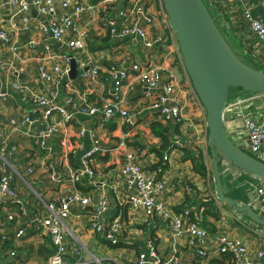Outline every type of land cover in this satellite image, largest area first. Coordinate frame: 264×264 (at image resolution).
Masks as SVG:
<instances>
[{"label": "crops", "instance_id": "0c3cea01", "mask_svg": "<svg viewBox=\"0 0 264 264\" xmlns=\"http://www.w3.org/2000/svg\"><path fill=\"white\" fill-rule=\"evenodd\" d=\"M214 2L216 7L212 8ZM89 3L93 4V0H89ZM206 3L217 17L216 21L221 24L223 37L236 56L250 67L258 69L264 63V50L260 39L250 32L242 14L247 11L251 17L264 20V0H243L242 3L225 2V4H221L219 0H206ZM160 7L164 10L162 0H156V5L151 7L155 19H159L155 32L164 35L170 47L167 45L154 48L156 51L143 52L140 40L133 37L122 39L121 42H117V48L112 49L109 35L102 25L96 21L90 26L87 37L89 46L79 53L77 60L97 63L103 68L99 73V84L90 86L98 102L100 97L104 100L108 99L112 89L109 76L105 72L107 65L110 67L113 63L125 58L142 62L153 52V56L149 59L153 63L160 64V55L164 54V49H169L171 52V59L165 65L174 70L181 81L186 84L189 82L181 68L174 33L165 29L162 23L164 17L161 13L158 14ZM8 12L6 5L1 3L0 29L14 38L16 44L11 46L0 43V63L7 64L8 72V74L0 73V92L6 96V100L0 101V117L12 116L21 119L25 114L35 121L30 126L32 131L51 125L55 126V133L47 142L51 150L49 156L38 147L35 138L26 136L22 130L18 135L19 146L14 145L18 146L17 154L5 161L20 205L9 204L4 207L0 224V264H48L52 252L48 237L30 230L21 238L15 237V234L33 213L44 215L47 202L59 201L75 190L92 196L100 193L105 195L108 208L101 219L110 222L114 218H119L122 228L118 240L123 245L112 247L105 243L90 226L89 210L75 207L71 211L70 218L65 222L64 229L66 258L70 262L77 259V251L80 253V261L83 264L133 262L145 243L150 241L163 258L175 254L181 257L184 264H220V262L230 264L218 251L220 239L225 237L244 242L252 261L261 263L255 260V255L259 249L264 248V229L250 222L242 214V219L246 220V223H241L237 219V214L215 195L214 181L208 169V162L210 161L211 164V160L206 159L209 148L203 108L195 111L192 105L189 106L185 112L187 119L178 126L177 135L182 140L190 142L186 148L192 150L193 154L197 155L199 152L203 154V163L206 165L204 176L193 169V163L186 158L181 149L177 148L166 153L167 168L158 176L165 185L158 199L172 212L176 213L175 209L186 201L187 186L198 190L197 197L200 203L207 204L204 224L208 237L204 247L208 257L203 260H194L191 259L185 247L184 239H174L170 228L163 225L160 220L148 219L141 210H133L128 205L127 197L133 194L134 190L128 188L120 174V168L126 162L127 153H134L137 156L142 169L151 173L155 172L154 168L159 161L157 150L162 143L159 137L152 134L150 126L153 123L161 126L167 124L156 119V111L151 107L155 95L147 94L145 89L137 85L128 93L130 123L126 125H120L117 121H106L102 116L88 117L83 114H75L74 119L65 128L60 126L59 118L55 116L44 121L41 108L32 106L31 92L27 98L23 99L21 93L13 90L8 83L27 85L32 89L33 94L38 95L45 93L46 88L54 90L53 83L45 84L37 79V58L41 55L42 49L29 45L31 39L40 41L36 24L32 20L25 32L16 31L11 27L12 22L8 19ZM218 13H221L220 17L217 16ZM115 20L118 23V19ZM84 23L85 21L81 25ZM13 48L15 55L12 54ZM96 48L100 49V56L96 54ZM56 49L57 47H54V50ZM160 49H163V52ZM116 50L117 52H114ZM10 62L13 64V70L8 67ZM73 84L76 85V82ZM57 86L60 87V94L65 92L61 89L63 86L61 87L60 82ZM188 91L194 92L193 89L191 92L189 87ZM231 97L233 99L238 96L234 94ZM65 102L64 96L56 99L57 104ZM93 137L99 140L103 150L89 155L93 147ZM65 140L66 144L63 146L62 142L65 143ZM122 141L125 144L124 148L118 147ZM85 160L89 161L95 173L93 183L72 185L67 168L77 169ZM223 160L222 157L219 158V178L224 196L238 206H250L256 212L259 204L255 189L261 180L232 166L229 162L222 164ZM28 166L34 169L33 177L26 174ZM10 214L13 215V219L9 221L7 216ZM11 252L14 253L13 256L10 255Z\"/></svg>", "mask_w": 264, "mask_h": 264}, {"label": "built area", "instance_id": "2783aa9c", "mask_svg": "<svg viewBox=\"0 0 264 264\" xmlns=\"http://www.w3.org/2000/svg\"><path fill=\"white\" fill-rule=\"evenodd\" d=\"M221 4L225 2L242 3L243 0H219ZM59 2V3H57ZM6 5L9 10L11 27L19 32H25L29 23L33 20L36 24V32L41 38L40 41L31 39L29 45L40 47L41 55L37 58V77L42 83H53L57 88L58 82L61 87L73 84H83L88 87L99 84L100 72L103 68L97 63H84L77 60L76 55L86 49V43L90 26L98 21L103 29L108 33L112 49L117 48L122 39L133 37L141 42L143 52L166 47L168 39L164 35L155 32L157 30L156 20L151 11L152 5H156V0H0V4ZM216 4H212V8ZM211 8V9H212ZM164 17L162 21L165 29H170L165 11L160 7L158 14ZM221 13L217 16L220 17ZM243 19L247 22L250 32L258 37L264 50V20L253 18L245 11ZM84 17H87L86 19ZM118 19V23L116 20ZM85 21L84 25H81ZM17 24H20L17 26ZM0 43L2 45L16 44L15 39L8 33L0 29ZM54 47L57 49L54 50ZM170 47V46H169ZM155 48V49H154ZM163 49H160L161 52ZM15 49H12L14 54ZM144 61H135L125 58L113 63L105 68L112 86L110 97L103 98L98 102L90 95L81 94L83 100L90 99L86 107L82 101H77V96L70 98L72 94L66 92L65 100L70 104L68 110L61 108L56 103L57 98H50L51 101H41L39 106L44 119L52 116L66 115L65 112L83 114L88 117L102 116L106 121H116L120 125L130 123L128 93L137 85L146 90L147 94H154V102L151 107L156 111V119L163 123H170L173 126L181 125L187 117L186 110L190 105L193 110H202V106L192 92L190 83L187 84L178 80L176 72L165 64L171 59L169 49H164V54L160 55V64L153 63L149 57ZM167 61H166V60ZM75 60L78 71L76 78H69L70 62ZM52 64V66L50 65ZM6 63H0L1 70H7ZM9 66L13 70L12 62ZM87 68V70H84ZM264 73V63L258 68ZM50 81V82H49ZM188 87L191 89L190 93ZM63 88V87H62ZM19 92V91H18ZM55 95L60 91H52ZM5 94L0 92V98ZM42 98V96H40ZM24 99V98H23ZM38 102V98L31 103ZM60 108L62 110H60ZM61 120V119H60ZM29 116L22 117H0V224L5 205H20L17 198L16 188L11 183L6 162L16 152L17 146L13 139L23 130L28 137L37 140L38 147L45 153L51 155L50 146L47 140L50 139L55 131L51 125L37 131H32L30 126L34 123ZM69 123V122H68ZM66 123V126L67 124ZM223 125L230 141L240 150L246 152L251 157L264 162V96L251 95L233 98L227 102L223 110ZM204 127L206 128L205 116ZM66 137V136H65ZM170 141L177 149L184 148L190 144L182 140L177 134H173ZM66 144L62 142L64 146ZM92 149L89 155L101 152L98 139L92 138ZM10 147V148H9ZM118 147H125L124 142H120ZM88 155V156H89ZM126 162L120 168V174L124 178L128 188L133 189L134 193L127 197V203L133 210H141L148 218H156L163 225L170 228L174 239H184L185 247L192 258L199 260L208 257L205 251V240L208 237L206 231L197 224L189 222V213L193 212L197 218L198 209L191 206L176 214L169 210L165 204L158 199V195L165 185L158 178L160 171L153 173L147 172L139 166L138 158L134 153H127ZM163 160L168 162V155L163 156ZM227 162L225 159L222 161ZM69 181L72 185H90L93 183L95 173L88 160H85L81 167L77 169L67 168ZM26 174L30 177L34 175L31 166L26 168ZM88 180V181H84ZM186 195L193 198L192 188L187 186ZM259 208L256 214L264 219V181L255 189ZM88 211V220L92 229L103 238V240L116 244L121 232V222L119 218H114L110 222L102 221V214L108 208V202L103 193L97 196L83 194L75 190L71 194L61 198L59 201H49L45 204V214L33 213L26 224L17 230L15 237H24L27 231L44 234L50 240L53 254L50 256L48 264H83L80 261V253L77 251L76 261L70 262L65 259L67 248L65 243V222L70 218L71 211L75 208ZM13 215H8L7 220H12ZM199 218L198 220H200ZM245 223L240 216L237 218ZM218 251L221 255H228L232 258V264H264V248L256 252L255 263L249 257L247 246L239 239L221 238ZM14 255L13 252L10 253ZM191 258V259H192ZM125 264H184L181 257L171 255L161 257L153 244L147 241L133 262Z\"/></svg>", "mask_w": 264, "mask_h": 264}, {"label": "water", "instance_id": "95a60500", "mask_svg": "<svg viewBox=\"0 0 264 264\" xmlns=\"http://www.w3.org/2000/svg\"><path fill=\"white\" fill-rule=\"evenodd\" d=\"M162 4L185 74L205 113L215 195L237 218L244 215L264 229V219L252 207L238 206L224 196L219 178V158L223 157L232 166L264 181V162L237 148L223 125L230 90L264 96V73L236 56L202 0H162ZM77 73L76 62L71 60L69 78L74 80Z\"/></svg>", "mask_w": 264, "mask_h": 264}, {"label": "trees", "instance_id": "16d2710c", "mask_svg": "<svg viewBox=\"0 0 264 264\" xmlns=\"http://www.w3.org/2000/svg\"><path fill=\"white\" fill-rule=\"evenodd\" d=\"M202 1L205 4V6L207 7L208 12L211 14L212 18H214V21L216 23V18L217 17L212 13V11H210L209 6L206 3V0H202ZM178 54H179V51H178ZM179 61L181 62V58L179 59ZM181 68L184 71L182 62H181ZM234 94H236L238 97H242V96L248 95V94L242 92L240 89H232L229 92V97H230V95H234ZM229 99H232V97L229 98ZM150 131L152 132V134L154 136L159 137L160 140H161V143H162V145L160 146V149L157 150L158 151L159 161H158V163L156 164V166L154 168L155 171H160L158 173V176H159L167 168V163H166V161L163 160V156L168 151H170L171 149H173V148L176 147L175 145H173L171 143L170 138L173 136V134H178V126H173L170 123H167L166 126H161L158 123H153L150 126ZM49 140L50 139H48L47 142H49ZM180 149L183 151V154H185L187 156L186 158L189 159V161L193 163V169L196 172H198L200 175H203V172L204 173L206 172V165L203 163V159H204L203 154L201 152H199L197 155H195V154H193V151L192 150H190V149L188 150V147L187 148L186 147H184V148L182 147ZM207 157H209V159H210V153H209V151L207 152ZM209 174L212 175V170L209 171ZM191 188H192V190H194V192L192 194L193 195V198L187 197L186 198V201L183 203V205L177 207L175 209V212L181 214L183 210H185L186 208L188 209L191 206H196L198 209H203L201 212L199 210L197 211V215H198L197 218L194 216L193 212H190L189 213L188 221L197 224L199 227H201L202 229H204L206 231V233H207V228L205 227V224H204L207 204L202 203V202L200 203L199 197H197V194L199 195L198 190L194 189L193 187H191ZM199 218H201V219L198 220ZM118 238H119V236H118ZM48 240H49V238H48ZM103 241L105 243L109 244L112 247H117V246H122L123 245L121 242H119V240H118V242L116 244L109 243V242H107L105 240H103ZM49 243H50V240H49ZM52 254H53V250L51 252V255ZM66 257H67V255L65 256V259L67 260ZM190 257L192 258L191 254H190ZM224 257H226V260L229 261L230 264H232V262H231L232 261V258L230 256L225 255ZM77 259H78V257H77ZM192 259L195 260V259H199V258H192ZM220 264H223V263L220 262Z\"/></svg>", "mask_w": 264, "mask_h": 264}, {"label": "rangeland", "instance_id": "374dc122", "mask_svg": "<svg viewBox=\"0 0 264 264\" xmlns=\"http://www.w3.org/2000/svg\"><path fill=\"white\" fill-rule=\"evenodd\" d=\"M211 11V10H210ZM216 24H217V26H218V28L220 29V32L222 33V35H223V31H222V29H221V24L219 23V22H217L216 21ZM89 32H90V29H89ZM92 34H93V32H92ZM88 36H89V33H88ZM224 36V35H223ZM40 40H41V38H40ZM85 43H86V46H89V43H88V40H86L85 41ZM177 46V45H176ZM86 49H87V47H86ZM85 50V49H84ZM100 49H97L96 48V50H95V52H97L96 54L98 55V56H100ZM114 52H117V50L116 51H114ZM77 57H79V54H77L76 55V58ZM180 59V58H179ZM80 61H82V60H80ZM82 62H84V63H86V61H82ZM51 66H52V64H50ZM8 67L9 68H11L9 65H8ZM106 67H108V65L106 66ZM0 73H2V74H8V72L6 71V70H1L0 69ZM38 79V78H37ZM178 80H179V78H178ZM39 81V80H38ZM50 82V81H49ZM9 83V86L13 89V90H16V91H19L20 93H21V96H22V98H27L28 96H29V92H31V99L32 100H34V99H36V98H38V102H36V103H33L32 104V106L33 107H37V106H39V103L41 102V101H46V102H49V101H51L50 100V98H58V97H60V96H64V99H65V96H66V93L65 92H68V93H70V94H72V95H70L71 97L70 98H73L74 96H77L76 98H77V101H82L83 103H84V105H85V107H86V104L89 102V100L93 97L94 99H96L95 97H96V95L95 94H93L92 92H90L89 90H88V87L86 86V85H83V84H76V85H74V84H72V85H70L71 83H68V85H65V86H63V88H61V89H64V93H62V94H57V95H55L51 90L52 89H49V88H46V92L45 93H42L41 95H38V94H33V92H32V89L29 87V86H27V85H23V84H14V83H12V82H8ZM60 91V87H57V88H55L54 87V90L53 91ZM81 94H88V95H91V98L90 99H85V100H83V98H82V96H81ZM40 96H42V98L40 97ZM101 98H103V97H100V98H98V99H101ZM229 98H231V95H230V97ZM104 99V98H103ZM4 100H6V96L4 97V98H0V101L1 102H3ZM228 100H231V99H228ZM59 105H61V108H63L64 110H68L69 108H70V104L69 103H67V102H65L64 104H59ZM60 108V110H62ZM86 110L89 112L90 110L86 107ZM63 111V110H62ZM64 112V111H63ZM66 113V115H61V116H58V118H59V120H58V123L60 124V126L61 127H66V123H70L73 119H74V114L73 113H69V112H65ZM42 115H43V113H42ZM25 116H28V115H23L22 117H25ZM12 117V116H11ZM94 117H97V116H94ZM7 118H10V117H7ZM61 119V120H60ZM48 119H44V121H47ZM111 121H113V120H111ZM117 122L119 121L118 119L116 120ZM68 123V124H69ZM67 124V125H68ZM54 127V130H55V126H53ZM19 135V134H18ZM18 135H16L13 139H15L14 141L16 142V145H18L19 144V137H18ZM99 141V140H98ZM19 146V145H18ZM18 146H17V149H16V152L14 153V155H16L17 154V152H18ZM13 155V156H14ZM12 156V157H13ZM206 159H207V161H209L208 159H209V157H207L206 156ZM227 161V160H226ZM228 162V161H227ZM208 169H209V171H211V164H210V161L208 162ZM211 173V172H210ZM203 193V192H202ZM223 238H225V237H223ZM232 240H235V239H232Z\"/></svg>", "mask_w": 264, "mask_h": 264}, {"label": "clouds", "instance_id": "9594fccd", "mask_svg": "<svg viewBox=\"0 0 264 264\" xmlns=\"http://www.w3.org/2000/svg\"><path fill=\"white\" fill-rule=\"evenodd\" d=\"M178 48V47H177ZM180 55V54H179ZM180 57V56H179ZM187 77V76H186ZM188 80V79H187ZM230 101V100H229ZM207 128V127H206ZM223 158V157H222ZM224 159V158H223Z\"/></svg>", "mask_w": 264, "mask_h": 264}]
</instances>
